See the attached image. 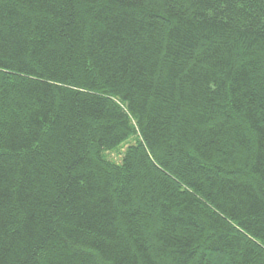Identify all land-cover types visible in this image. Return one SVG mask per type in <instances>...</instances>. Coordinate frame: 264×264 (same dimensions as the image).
Here are the masks:
<instances>
[{"label":"trees","instance_id":"1","mask_svg":"<svg viewBox=\"0 0 264 264\" xmlns=\"http://www.w3.org/2000/svg\"><path fill=\"white\" fill-rule=\"evenodd\" d=\"M0 264H264V0H0Z\"/></svg>","mask_w":264,"mask_h":264},{"label":"rangeland","instance_id":"2","mask_svg":"<svg viewBox=\"0 0 264 264\" xmlns=\"http://www.w3.org/2000/svg\"><path fill=\"white\" fill-rule=\"evenodd\" d=\"M129 144V143H128ZM126 146L120 148L118 151L116 152H109V153H105V157L108 161L113 162L114 164H118L121 160V156L125 150Z\"/></svg>","mask_w":264,"mask_h":264}]
</instances>
